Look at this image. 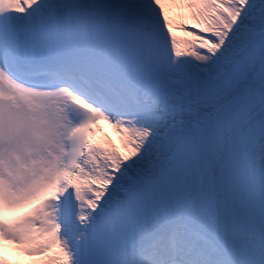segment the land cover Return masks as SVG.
I'll use <instances>...</instances> for the list:
<instances>
[{
  "label": "snow or ice",
  "instance_id": "1",
  "mask_svg": "<svg viewBox=\"0 0 264 264\" xmlns=\"http://www.w3.org/2000/svg\"><path fill=\"white\" fill-rule=\"evenodd\" d=\"M0 264H264V0H0Z\"/></svg>",
  "mask_w": 264,
  "mask_h": 264
},
{
  "label": "bare ground",
  "instance_id": "2",
  "mask_svg": "<svg viewBox=\"0 0 264 264\" xmlns=\"http://www.w3.org/2000/svg\"><path fill=\"white\" fill-rule=\"evenodd\" d=\"M111 135H112V137L116 136V134L113 130H111Z\"/></svg>",
  "mask_w": 264,
  "mask_h": 264
}]
</instances>
